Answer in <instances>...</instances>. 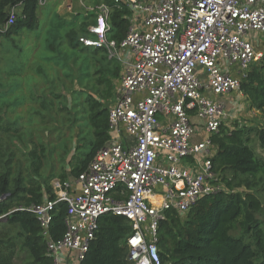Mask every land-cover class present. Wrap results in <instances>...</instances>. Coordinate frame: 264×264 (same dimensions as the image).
<instances>
[{
  "label": "trees",
  "instance_id": "1",
  "mask_svg": "<svg viewBox=\"0 0 264 264\" xmlns=\"http://www.w3.org/2000/svg\"><path fill=\"white\" fill-rule=\"evenodd\" d=\"M101 5L109 8L107 40L119 46L133 12L124 0H103ZM14 7L19 8L17 19L6 30ZM44 7L39 0H0V264H54L29 207L45 197L53 199V179L76 180L108 145L109 110L123 76L122 62L105 46L80 42L91 37L93 12L70 19L54 14L47 29L39 18ZM25 34L37 40L26 50L16 39ZM3 51L12 53L3 58ZM67 83L73 84L72 91ZM241 90L264 118V56L249 67ZM22 106L25 116H9ZM63 119L66 131L72 132L69 142L57 125ZM56 133L59 142L53 147L47 139ZM211 142L213 184L220 189L186 213H166L158 228L161 263L264 264V123L234 128L222 124ZM66 215L67 204L58 202L49 227L54 240L66 231ZM130 234L125 217L101 216L82 264H130Z\"/></svg>",
  "mask_w": 264,
  "mask_h": 264
},
{
  "label": "built area",
  "instance_id": "2",
  "mask_svg": "<svg viewBox=\"0 0 264 264\" xmlns=\"http://www.w3.org/2000/svg\"><path fill=\"white\" fill-rule=\"evenodd\" d=\"M125 2L133 15L119 46L107 40L105 5L97 8L91 37L80 38L86 47L105 46L123 65L119 95L109 110L110 141L76 180L51 181L53 199L29 207L54 264H82L105 214L130 222V264H162L158 228L166 213H186L220 189L213 184L211 136L228 113L217 98L242 96V79L264 56L257 48L264 37V0ZM18 13V7L10 10L4 29ZM191 113L208 134L199 143L192 142ZM187 158L194 159V170L182 165ZM58 202L67 204L66 231L54 240L49 227Z\"/></svg>",
  "mask_w": 264,
  "mask_h": 264
},
{
  "label": "rangeland",
  "instance_id": "3",
  "mask_svg": "<svg viewBox=\"0 0 264 264\" xmlns=\"http://www.w3.org/2000/svg\"><path fill=\"white\" fill-rule=\"evenodd\" d=\"M124 1H126V0H124ZM79 2L80 3H78L77 5H75L76 2H74L73 5H75V6H72L70 0H51L47 4L46 7L40 8L39 18L41 21H44L46 23V26L48 29L49 21L53 17L54 14H58L63 19H70L78 13L87 14V13L93 12L94 16L97 17V15H98V9L97 8L98 7L97 8H95V7L97 5L103 4V0H86V1L85 0H79ZM69 5H71L70 8H69ZM76 6H78V7H76ZM88 6L92 7V8H88ZM46 10H47V13L48 12H51V13L47 15ZM90 14H92V13H90ZM94 19L95 18L93 17V20ZM46 30L43 33L44 36H45ZM16 39L18 40L17 41L18 46L22 47L24 50H26V48H28L30 46H34V44L37 41L36 36L30 35V34L19 35V36H17ZM257 48L260 51H264V37H258ZM3 53L4 54L1 53V56L3 58H5V57L9 56L12 53V51H9V52L3 51ZM30 55H31V51H30ZM28 56H29V53L25 54L21 58L25 61V59H27ZM34 59H35V57L32 56V60H34ZM21 62H23V61H21ZM67 86H68V88L70 87V89H71L73 84L67 83ZM117 86L119 88L120 83L116 84V88H117ZM71 91H72V89H71ZM17 92H19V91H17ZM70 95L71 94L69 93L67 96L69 98V100L71 99ZM241 102L245 103V108L243 110L241 109L242 110L241 112L236 113V116L234 119H232L231 121H225L223 123V125H226V126L228 125L231 128L262 126V124L264 123V118L262 116V113L260 111H257L256 109H252L250 107V103L247 101L246 98H243V100ZM26 111H27V108L25 106H22V107H18L16 110H14L13 112H10L8 114L10 117L15 118V117H19V116L24 115L26 113ZM61 123H63V124H61ZM66 124H67V119H63V122H59L57 125L59 127V130H61L62 134H66V136H68L67 138H68V142H69V139L72 136V132L66 131ZM86 129H88V127L84 128V130H85L84 133L87 132ZM58 136H59V134H57V133L53 134L52 136H49V138L47 139V142H49V143L52 142L53 147H54V144H57L59 142L57 139ZM252 140H253L252 145H254L257 153L261 154L262 152L260 149H258L257 142L253 138V136H252ZM58 157H60V156L58 155ZM51 162H53V160H51ZM45 174H47V170L45 171Z\"/></svg>",
  "mask_w": 264,
  "mask_h": 264
},
{
  "label": "crops",
  "instance_id": "4",
  "mask_svg": "<svg viewBox=\"0 0 264 264\" xmlns=\"http://www.w3.org/2000/svg\"><path fill=\"white\" fill-rule=\"evenodd\" d=\"M70 1H71L72 6H75L78 3H80L79 0H70ZM74 2H76L75 5H73ZM70 7H71V5H69V8ZM76 7H78V6H76ZM89 8H92V7H89ZM132 15H133V13H132ZM230 71L232 72L233 75L238 76V71H237L236 67H233L232 70H230ZM120 85H121V83H120ZM119 89H120V86L116 92V99L119 95ZM209 95L211 97H214V96H212V94H209ZM243 98H245V96L244 95L241 96L238 93H233V94H230V95H227L224 97L217 98V100L222 101L225 104V107L227 109L228 118L225 121H231L232 119L235 118L236 113L241 112L245 108V103L241 102L243 100ZM114 101H116V100H114ZM190 115H191V122H192V124H194V127H195V133H194V136L192 138V142L193 143L202 142L205 139V137H207V135H208L205 131L204 124L195 117L194 113H191ZM187 159L184 160L182 165L185 167H190L192 170H194L195 169L194 159L193 158H187Z\"/></svg>",
  "mask_w": 264,
  "mask_h": 264
},
{
  "label": "bare ground",
  "instance_id": "5",
  "mask_svg": "<svg viewBox=\"0 0 264 264\" xmlns=\"http://www.w3.org/2000/svg\"><path fill=\"white\" fill-rule=\"evenodd\" d=\"M126 3V2H125ZM131 20H132V17H131Z\"/></svg>",
  "mask_w": 264,
  "mask_h": 264
}]
</instances>
